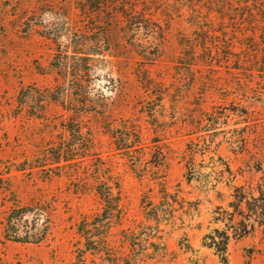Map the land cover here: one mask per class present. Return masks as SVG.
<instances>
[{
  "label": "rangeland",
  "instance_id": "374dc122",
  "mask_svg": "<svg viewBox=\"0 0 264 264\" xmlns=\"http://www.w3.org/2000/svg\"><path fill=\"white\" fill-rule=\"evenodd\" d=\"M231 3L220 15L217 0H0V264H223L206 236H232L240 217L224 210L264 189V0ZM69 121L86 132L85 162L34 167L77 141ZM123 121L142 132L132 157L110 135ZM156 149L172 205L158 225L142 170ZM93 153L122 201L105 244L86 249L79 226L102 211ZM155 231L163 250L145 240ZM228 264H264V226L230 239Z\"/></svg>",
  "mask_w": 264,
  "mask_h": 264
},
{
  "label": "trees",
  "instance_id": "16d2710c",
  "mask_svg": "<svg viewBox=\"0 0 264 264\" xmlns=\"http://www.w3.org/2000/svg\"><path fill=\"white\" fill-rule=\"evenodd\" d=\"M230 2L231 0H217V4H221L219 9L217 10L220 15L229 13L231 11V9L229 10L227 8L228 6L233 7V4H230ZM251 12L256 13V9L252 10ZM191 48L193 51L192 54L194 56V53L197 50L198 46H192ZM44 93L45 94L43 96L45 98H43L42 100L50 99L52 101H60L63 106L69 109H78L79 107L81 108L79 110L86 109L82 108L86 107L85 104L79 102L74 103L73 100H71V98L68 96L69 94L67 96H63V98L60 99L62 94L56 95L53 94L54 92L50 90ZM25 97L22 98L21 103H24V99H26ZM127 125L128 121H123L121 124L113 126V128H111L110 130V135L114 141L116 149L121 151L123 154L132 157L133 153L143 149V146H141L142 132L136 124H131L130 126ZM65 128V131H68L71 134L74 133V135H76L75 140L77 141L70 145L60 143L59 145L52 146L49 150L43 153L41 157L42 159L40 160V162H37L38 164H36V166L34 167H43L42 169H46L45 166L50 165L48 170H52L54 168H61L66 165L80 164L85 162L82 158L90 155L89 146L88 148L87 146H85V143L87 142L86 132H84V130L82 129L81 124H78V126H73V123L71 121H69L65 125ZM92 155L94 156L90 167L91 174L93 176L92 183L94 185L93 187L95 191L100 198L102 211L99 214L95 215L93 218H90V220L83 222V224L79 226L80 236L85 242L86 249H94L96 247L95 245H97L98 243L105 244L109 228H111V225L112 223H114V221H117V219L120 218L119 214L121 211L122 201V187L120 181L113 175L105 160L101 156H98L94 153ZM139 161L140 159H135L134 165H136ZM166 165L167 164L164 152L162 150L159 151L158 149H156L152 153L151 158L148 160V167L142 169L144 171L148 170L147 173L151 175V178L159 187V193L161 195L159 203L154 204L153 202H148L149 206H151V208H153L154 210V214L149 217V219H153L154 221H156L157 225L158 222H160V218H162L161 216L163 215V212L165 213L167 209L169 210L172 207V205L168 202V196H171V194H169L167 186L164 182ZM135 170L138 171V164L135 167ZM228 171H230L229 166ZM236 189L238 190V188ZM235 195L237 202L230 203V207L233 208V211L230 212L229 210H224V212L229 216L228 219L230 223H234L236 216L240 217L236 224L226 225V227L233 228V235L231 236L227 229L221 231L216 228L214 232L218 235L210 234L206 236L207 238L211 239V242L208 245L216 249V252L221 257L223 264H228V243L232 237L240 238L251 233L255 230L256 224L264 226V189L260 187L259 194L257 196L252 194L250 198H247L248 195L244 192ZM245 199H247V209L243 208L242 206V202ZM173 200L175 203H178L177 199L174 198ZM174 211H176L175 208L170 210L169 213L173 215ZM12 219L13 216L8 217V224L12 223ZM215 220L216 222H218V220H221V218L216 217ZM152 233L154 234H146V236H144L145 240L147 239L152 245L157 246V248H159L160 250L165 249L163 237L159 235L156 236V231ZM132 235L137 237L138 239L141 238V236L143 237L142 232H133ZM154 238L159 239V242H155V240H152ZM217 238H219L220 240L217 241ZM25 239L26 241H28L29 238ZM36 239H39V237Z\"/></svg>",
  "mask_w": 264,
  "mask_h": 264
}]
</instances>
